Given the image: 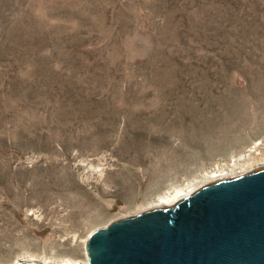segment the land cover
<instances>
[{"label": "rangeland", "instance_id": "374dc122", "mask_svg": "<svg viewBox=\"0 0 264 264\" xmlns=\"http://www.w3.org/2000/svg\"><path fill=\"white\" fill-rule=\"evenodd\" d=\"M255 141L264 0H0V264L83 260Z\"/></svg>", "mask_w": 264, "mask_h": 264}, {"label": "water", "instance_id": "95a60500", "mask_svg": "<svg viewBox=\"0 0 264 264\" xmlns=\"http://www.w3.org/2000/svg\"><path fill=\"white\" fill-rule=\"evenodd\" d=\"M87 250L89 264H264V166L114 220L89 234Z\"/></svg>", "mask_w": 264, "mask_h": 264}, {"label": "bare ground", "instance_id": "6f19581e", "mask_svg": "<svg viewBox=\"0 0 264 264\" xmlns=\"http://www.w3.org/2000/svg\"><path fill=\"white\" fill-rule=\"evenodd\" d=\"M260 142H256L249 151L241 153L238 156H233L231 162L226 166H216V168L205 171L199 176L192 178L186 183L174 185L164 192L157 195V197L150 199L146 202L140 203L135 210L129 212L127 215H121L118 219L127 218L142 212L152 209L172 207L177 202L186 199L193 195L199 189L206 187L217 181L225 180L228 178L240 176L251 170L264 166V149L260 151ZM253 152L261 153L259 156H254ZM256 153V154H257ZM240 173V174H239ZM116 219V220H118ZM28 262H35L39 264H89L88 256L83 260L73 258L71 256H36L33 254L26 255V257L19 258ZM13 264V263H12Z\"/></svg>", "mask_w": 264, "mask_h": 264}]
</instances>
